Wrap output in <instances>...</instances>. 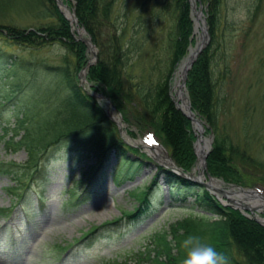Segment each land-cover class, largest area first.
<instances>
[{
  "label": "trees",
  "instance_id": "1",
  "mask_svg": "<svg viewBox=\"0 0 264 264\" xmlns=\"http://www.w3.org/2000/svg\"><path fill=\"white\" fill-rule=\"evenodd\" d=\"M72 1L78 24L97 48V59L86 74L90 90L108 96L124 122L136 127L140 134L152 132L169 149L175 163L190 171L196 161L194 130L170 94L177 65L194 41L189 0ZM200 2L205 5L210 41L189 69L186 89L192 110L214 136L206 157L207 172L226 183L249 185L257 179L264 182V177L250 178L257 168L264 167V147H252L247 138L234 142L220 125L224 116L221 78L225 77L215 65L214 49L220 45L216 31L222 23L223 0ZM11 3L0 0V39L29 48L31 53L25 58L0 46V72L6 74L8 82L5 99L12 100V106L5 101L0 102V107H7L6 116L13 117L4 146L13 151L25 150L27 160L25 164L0 161V174L16 183L19 200H26L27 191L48 177L45 163L57 159L82 162L84 154L91 156L90 175L82 179L88 184L103 179L105 173L111 174L115 182L133 178L140 167L127 164L128 150L133 149L124 145L103 104L79 84L77 75L87 60L86 44L73 36L55 0H21L17 12L31 13L36 19L54 17L32 28L15 25L10 15L16 7ZM54 43L66 52L61 61L53 63L35 54ZM112 154L120 162L118 169L110 165ZM161 171L175 199L177 195H192L211 215L201 216L206 222L188 217L171 225L173 240L168 231L155 232L145 250L138 251L139 264H182L185 249L179 243L189 234L200 236L223 252L230 264L236 260L229 249L231 244L248 264H264V225L239 209L223 205L206 189L196 190L191 181L169 170ZM156 185L154 178L136 194L140 205L124 215L135 220L150 212L154 207L150 194ZM71 195L72 199L83 197L75 191ZM121 221L92 227L79 244L91 247L101 238L114 237L111 230H119Z\"/></svg>",
  "mask_w": 264,
  "mask_h": 264
},
{
  "label": "rangeland",
  "instance_id": "2",
  "mask_svg": "<svg viewBox=\"0 0 264 264\" xmlns=\"http://www.w3.org/2000/svg\"><path fill=\"white\" fill-rule=\"evenodd\" d=\"M10 1L12 6L16 7V11L10 16L17 26L32 28L35 24H45L54 20V17L36 19L31 13L17 12L20 10L21 0ZM64 2L70 6L68 0ZM196 9L198 10V7ZM192 17L195 19L196 15L193 14ZM204 17L203 13L202 18ZM220 17L222 23L216 31L220 45L219 48L214 49L215 65L218 67L217 70L224 72L223 77H225L221 78V104L224 116L220 119V125L232 141L241 142L243 138H247L251 141L252 147L263 148L264 142L261 141L264 139L262 134L264 130V0H223ZM193 31L194 42L190 47L196 46L199 36L195 28ZM0 46L14 55L30 57L31 49L21 45L9 44L0 39ZM65 53L58 43L35 52L38 57L53 63L61 61ZM189 53L190 49L185 58ZM89 57H93L91 52ZM220 72L217 74L218 77ZM177 73L175 72V83ZM7 83L6 74L0 72V102L6 101L12 106V100L5 99L7 93L5 91H8ZM175 83L171 94L176 103L178 96ZM1 115L4 121L0 124L4 128L0 127V161L25 164L27 160L25 150L13 151L4 146V139L7 138L5 135L9 132L8 127H12L13 117L6 116L7 107H0ZM199 119V124L203 123L200 117ZM120 122L124 145L133 149L128 150L127 164H133L132 167L140 165L131 179L114 182L107 174L104 182L95 181L88 185L82 179L90 175L88 169L92 164L91 156L84 154V161L80 163L67 162L64 159L50 161L45 163L48 177L39 180L38 184L42 183L40 186L37 184L33 186L36 190H43L44 204L40 206L33 189L27 194L28 202L17 203V191L14 189L16 183L7 176L0 175V209H6L5 212H0V264H139L137 253L145 250V246L155 232L168 231L169 239L173 240V235L169 231L171 225L188 217L206 222L207 219L203 217L201 219V216L211 214L204 211L192 195L186 197L177 195L176 199L171 195L170 186L161 171L162 168L166 169V165L160 160L161 154H156L153 149L144 145L143 142L147 139L136 127L129 126L123 120ZM195 131L198 132L197 129ZM256 132L257 134L253 136ZM210 136L206 131L203 133V138ZM262 158L264 159V155ZM110 165L112 167L117 165L115 169L120 167L115 154L111 156ZM197 166L198 163L193 166L194 175L198 174ZM253 175L250 176L252 180L256 179L255 177H264V167L257 168ZM205 177L207 181L210 179L206 174ZM154 178L157 180V185L150 196L153 209L139 219H129L124 214L140 205L136 193L150 185ZM211 178L219 182L222 180L213 176ZM235 184L222 182V188L230 189ZM252 185L237 184L235 188L238 190L253 188L264 194V184L255 187H251ZM87 186L89 192L85 191ZM195 188L201 190L204 186L196 183ZM72 191L78 195L83 194L84 197L81 200L77 197L72 199L70 194ZM236 196L240 197V195ZM247 199L244 202L251 205L257 201ZM72 203L76 205L70 206ZM253 212L254 215L262 216L264 208ZM114 220H122L119 222L121 229L111 230L114 237L99 239L87 248L73 244L65 251L66 247L81 238L84 232ZM180 233L181 231L177 232ZM179 244L181 245V242ZM229 249L236 259L233 264H248L234 244H231Z\"/></svg>",
  "mask_w": 264,
  "mask_h": 264
},
{
  "label": "bare ground",
  "instance_id": "3",
  "mask_svg": "<svg viewBox=\"0 0 264 264\" xmlns=\"http://www.w3.org/2000/svg\"><path fill=\"white\" fill-rule=\"evenodd\" d=\"M59 1H61V3H62V6H61L62 12H61V14L64 16V14H63V12H64L65 15L68 16L73 21L74 14H75L74 13V6L72 4H70V6L65 4L64 0H59ZM198 7L201 8L200 11L205 14V5L202 3ZM202 8H204L203 11H202ZM202 13L198 14L197 18H196L195 32L199 34L198 40H197V44H196V46H194V47L192 46L191 47L189 55L182 61L181 65L179 67V70L177 71L178 72L177 73L178 77H176L175 86L177 88L176 94H177L178 97L176 98V103L183 110L186 109V99H185V93H184L183 87L181 85L182 76L186 72L188 64H189L192 56L195 54L197 49H199L202 45H205V41H206L205 38H203V35L205 33L204 32L205 29H204ZM73 30L74 31H78L79 33L82 32V31H80V30L75 28L74 23H73ZM71 33L73 34V36L77 40L82 41L80 38H78L79 35H77L74 32H72V30H71ZM83 37L84 38H89L90 41H91V38L88 36L87 33H84ZM82 42L84 43V41H82ZM92 50L93 49L91 47H89V52H92ZM86 51H87V45H86ZM85 70L86 69H84V71ZM84 71L82 72V75H84ZM197 127L199 129H201V127L199 125H197ZM206 144H207V138H205V137L203 138L200 135L199 136V140H198V145H197V152L199 154V160L197 162L198 166L196 168V169H198V172H199L198 178L201 181H203L204 183L209 184L211 186V188H213V191L221 198V199H219V201L223 205L229 204V203H227V201H228L227 198L230 199V201H232L231 203H237V204H241V205L246 204L244 201L246 200V198H248L247 200H249V196H250V193H249L248 190L239 189L240 190L239 191L235 187H231L230 189H226L225 192L223 191V194H222L220 190H224V188H222V182L221 181L219 182V181H217L215 179H209L208 181L206 180L205 172L203 170V167L200 165V163H201L200 159H201L202 155L204 154ZM160 160H162L163 162H169L168 160H164L162 158H160ZM136 194H140V193H136ZM151 195H152V193L150 194V196ZM236 195H240V197H238ZM230 201H228V202H230ZM257 206H264V200L262 199L261 201H259Z\"/></svg>",
  "mask_w": 264,
  "mask_h": 264
},
{
  "label": "water",
  "instance_id": "4",
  "mask_svg": "<svg viewBox=\"0 0 264 264\" xmlns=\"http://www.w3.org/2000/svg\"><path fill=\"white\" fill-rule=\"evenodd\" d=\"M56 1V3H57V5H58V7H59V9H60V7H61V2L59 1V0H55ZM190 2H191V7H192V10L193 11H197V10H195V2H194V0H190ZM201 13V11L200 10H198L197 11V15L198 14H200ZM65 15V14H64ZM66 16V15H65ZM67 17V16H66ZM68 19H70L69 17H67ZM74 21H76V18H74ZM204 21V20H203ZM78 29L80 30V31H82L81 33H79L78 35V38H80L82 41H84L86 44H87V50H89V47H91L93 50H92V53H93V57L95 58L96 57V53H95V51H94V45L91 43V41H90V39L89 38H84L83 37V34L84 33H86L85 32V30L82 28V27H78ZM205 33H204V35H203V38H205L206 39V41H205V43L207 42V33H206V28H205ZM204 45H202L199 49H197V51L195 52V54H194V56L191 58V61L189 62V64H188V67H187V70L189 69V67H190V65H191V63L195 60V57L197 56V54L200 52V50L202 49V47H203ZM93 61H89L87 64H91ZM187 70H186V72L183 74V76H182V87H185V79H186V75H187ZM79 77H81V75L79 74ZM85 80V79H84ZM81 82H83V80L81 79ZM96 97H98V98H100V99H106L107 101H108V103H109V105H110V107H111V109H114V106L112 105V103L110 102V100L108 99V98H105L103 95H101V94H94ZM185 99H186V109H184V110H182L183 111V113L187 116V118H189L192 122H194V123H197L198 124V121L197 120H195L194 118H195V113L192 111V109H191V104H190V100H189V97H188V95L187 94H185ZM117 124H118V127L120 128V123H119V121L117 122ZM198 141V139L196 140V142ZM210 145H211V137L208 139V145L206 146V151L204 152V154L202 155V157H201V159H200V161H201V166L202 167H206V155H207V153L209 152V150H210ZM196 155H197V157H199V154H198V152H196ZM167 166L168 167H170L174 172H176V173H178V174H180V175H182V176H184V177H186V178H189V179H192V180H194L195 182H197V183H200V184H202V182L198 179V176H193L192 174H191V172H185V171H183L180 167H178V166H176L175 165V163L173 162V161H170L168 164H167ZM205 187L207 188V189H210V187L207 185V184H205ZM230 206L231 207H233V208H240V209H248L249 207H246V206H242V205H238V204H235V203H232V204H230ZM257 222H259V223H261L262 225H264V219H259V218H257V217H255L254 218Z\"/></svg>",
  "mask_w": 264,
  "mask_h": 264
},
{
  "label": "clouds",
  "instance_id": "5",
  "mask_svg": "<svg viewBox=\"0 0 264 264\" xmlns=\"http://www.w3.org/2000/svg\"><path fill=\"white\" fill-rule=\"evenodd\" d=\"M185 249L182 264H230V259L212 244L204 242L196 234H189L181 242Z\"/></svg>",
  "mask_w": 264,
  "mask_h": 264
},
{
  "label": "snow or ice",
  "instance_id": "6",
  "mask_svg": "<svg viewBox=\"0 0 264 264\" xmlns=\"http://www.w3.org/2000/svg\"><path fill=\"white\" fill-rule=\"evenodd\" d=\"M147 143L151 145V144H155V141L151 137H149L147 139Z\"/></svg>",
  "mask_w": 264,
  "mask_h": 264
}]
</instances>
